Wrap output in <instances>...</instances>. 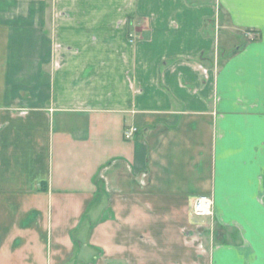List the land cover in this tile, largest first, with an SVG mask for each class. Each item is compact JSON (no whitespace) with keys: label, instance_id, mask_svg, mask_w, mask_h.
I'll return each mask as SVG.
<instances>
[{"label":"crops","instance_id":"0c3cea01","mask_svg":"<svg viewBox=\"0 0 264 264\" xmlns=\"http://www.w3.org/2000/svg\"><path fill=\"white\" fill-rule=\"evenodd\" d=\"M0 264H264V0H0Z\"/></svg>","mask_w":264,"mask_h":264},{"label":"built area","instance_id":"2783aa9c","mask_svg":"<svg viewBox=\"0 0 264 264\" xmlns=\"http://www.w3.org/2000/svg\"><path fill=\"white\" fill-rule=\"evenodd\" d=\"M134 126H127L123 133L125 137H129L134 130ZM213 200L208 194H199L193 198L192 211L197 215H211L213 212Z\"/></svg>","mask_w":264,"mask_h":264},{"label":"rangeland","instance_id":"374dc122","mask_svg":"<svg viewBox=\"0 0 264 264\" xmlns=\"http://www.w3.org/2000/svg\"><path fill=\"white\" fill-rule=\"evenodd\" d=\"M77 251H79V247H77Z\"/></svg>","mask_w":264,"mask_h":264},{"label":"trees","instance_id":"16d2710c","mask_svg":"<svg viewBox=\"0 0 264 264\" xmlns=\"http://www.w3.org/2000/svg\"><path fill=\"white\" fill-rule=\"evenodd\" d=\"M257 36V35H256ZM256 36H254V37H256ZM97 180V179H96ZM98 182H99V180H98Z\"/></svg>","mask_w":264,"mask_h":264}]
</instances>
